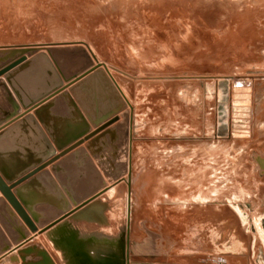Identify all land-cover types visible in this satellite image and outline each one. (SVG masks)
<instances>
[{
	"label": "rangeland",
	"instance_id": "1",
	"mask_svg": "<svg viewBox=\"0 0 264 264\" xmlns=\"http://www.w3.org/2000/svg\"><path fill=\"white\" fill-rule=\"evenodd\" d=\"M76 42L127 101L128 171L76 212L83 236L106 206L107 257L97 236L30 243L58 264H264V0H0V45Z\"/></svg>",
	"mask_w": 264,
	"mask_h": 264
},
{
	"label": "water",
	"instance_id": "2",
	"mask_svg": "<svg viewBox=\"0 0 264 264\" xmlns=\"http://www.w3.org/2000/svg\"><path fill=\"white\" fill-rule=\"evenodd\" d=\"M94 60L83 42L0 45V254L105 189L101 172L112 183L127 170V101Z\"/></svg>",
	"mask_w": 264,
	"mask_h": 264
},
{
	"label": "crops",
	"instance_id": "3",
	"mask_svg": "<svg viewBox=\"0 0 264 264\" xmlns=\"http://www.w3.org/2000/svg\"><path fill=\"white\" fill-rule=\"evenodd\" d=\"M67 88H68V86H66L65 89H67ZM26 111H27V113H32L33 109L32 108L29 110L22 109L20 113L22 114V113H25ZM93 130H94V127L92 128V131ZM79 145L83 146L84 142L80 143ZM58 153H59V150H56L55 154H58ZM52 158H53V156H50L49 158L45 159L44 162H40V164H37L34 167H39L40 165H42V163H46V162L50 161ZM49 165L50 164L44 166L43 169H49ZM34 167L31 168L30 170H28V172H25L24 174L19 176L18 180L23 178L28 173H30L33 169H35ZM1 196H2V194L0 192V197ZM91 202H93V201H91ZM91 202H89L87 204H90ZM86 205L80 207L79 209L75 210L73 213L62 218L61 220H59L58 222H56L55 224L50 226L49 229L44 230V232H41L40 235L44 236L43 237L44 239L46 238L48 240H51V242H53V244L61 246L63 251H65V252H66L67 248H69V249L73 248L75 250V252H77L79 247L85 246V244H86L85 242H87V243L91 242L92 237H90V236H95V237L97 236L98 242H99V244H98L99 249H97V250L94 249L95 251L92 250L91 252L97 256H101L102 258L107 257V252H104V250H101V248L103 247V246H101L102 243L105 244L106 229L103 231H101L102 228H99L100 230L97 229V227L106 226L108 224L107 217L104 213L106 206L105 207L103 206L102 208H101V206L99 208H95V209H98L95 211H98L99 214H97L95 212V215H97L98 218L91 221L92 225L97 226L93 229L94 230L93 234L90 233L91 232L90 230H88V231H86V234H83V236H81L80 233H82V232L79 228V226L81 224L76 225L75 221H76V219H77V221H78V219H83V218H79L76 216H77V214L79 216H81L79 214V211H81L82 208H84ZM35 208H37V209L46 208V205L40 203V204H37L35 206ZM84 210H85V212H84ZM87 210L88 209H83L81 211L82 214H86ZM76 212H78V213L76 214ZM84 221H82V223ZM86 222H90V221L87 220ZM36 235H37V233L32 232V234H31L32 238L30 240L26 241L25 243H23L22 245H19V246L13 245V247L11 249H8V251H5L2 254H0V264H32V263L34 264V263H38L41 258H38L36 255L39 254L38 251H40V250L46 251V253L52 259L51 260L52 264H58L57 258L55 257V254H53V252L51 250H49L50 253H48L47 249L41 248L38 243H30V242H32V240H34L36 238ZM29 246H32V248H34L33 250L30 251V252H32L31 253L32 256L26 255L28 252L26 253L24 251V248L29 247ZM75 252H72V253L74 254Z\"/></svg>",
	"mask_w": 264,
	"mask_h": 264
},
{
	"label": "bare ground",
	"instance_id": "4",
	"mask_svg": "<svg viewBox=\"0 0 264 264\" xmlns=\"http://www.w3.org/2000/svg\"><path fill=\"white\" fill-rule=\"evenodd\" d=\"M86 49L89 51V52H91L90 51V49L88 48V47H86ZM91 54H93L92 52H91ZM96 60H98L97 58H96ZM96 60H94V62L95 63H97L96 62ZM100 61H98V63H99ZM101 64H102V66H103V63L102 62H100ZM104 67V66H103ZM105 68V67H104ZM105 70L107 71V73L109 74V72H108V70L105 68ZM110 75V74H109ZM111 76V75H110ZM240 80V79H239ZM240 85H243L242 84V82H240L239 83ZM119 115V114H118ZM129 115H130V113H129ZM93 128V127H92ZM92 128H91V130L90 131H92ZM129 155H130V153H129ZM129 155H128V164H129ZM97 166V165H96ZM129 166V165H128ZM128 171V167H127V170H126V172ZM126 172H125V174H126ZM102 174V173H101ZM102 176H103V174H102ZM103 178L106 180V188L105 189H101V190H99L100 192L96 195V196H94L92 199H90L89 201H87L86 203H84L83 205H81L80 207H82V206H84V205H86L87 203H89L91 200H93V199H95V198H97L100 194H101V192H103V191H105L106 189L108 190L109 189V187L110 186H108V182H107V179L103 176ZM124 178V175L122 176V178H120V179H123ZM117 181H119V179L118 180H116L115 182H117ZM115 182H112V183H115ZM112 188H114V186L112 187ZM79 207V208H80ZM78 208V209H79ZM129 210H130V204H129ZM73 213V212H72ZM62 219V218H61ZM60 219V220H61ZM129 220H128V225L130 224V215H129V218H128ZM130 226V225H129ZM39 229V228H38ZM47 229H49V227L48 228H46L45 230H47ZM38 231V230H37ZM44 232V231H43ZM31 234H32V232L30 231V235L28 236V238L26 239V240H24V241H22V242H20V243H25L26 241H28V240H30V238H32L31 237ZM19 244V243H18ZM20 245V244H19ZM11 249V248H10ZM6 251H8V250H6Z\"/></svg>",
	"mask_w": 264,
	"mask_h": 264
}]
</instances>
